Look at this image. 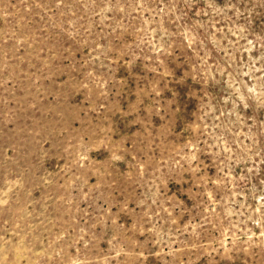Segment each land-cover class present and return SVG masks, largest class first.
Here are the masks:
<instances>
[{
	"label": "rangeland",
	"instance_id": "1",
	"mask_svg": "<svg viewBox=\"0 0 264 264\" xmlns=\"http://www.w3.org/2000/svg\"><path fill=\"white\" fill-rule=\"evenodd\" d=\"M0 264H264V0H0Z\"/></svg>",
	"mask_w": 264,
	"mask_h": 264
}]
</instances>
